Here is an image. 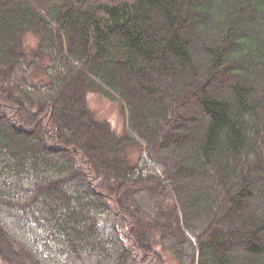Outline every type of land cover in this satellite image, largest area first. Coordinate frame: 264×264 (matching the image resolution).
I'll use <instances>...</instances> for the list:
<instances>
[{
	"label": "trees",
	"instance_id": "trees-1",
	"mask_svg": "<svg viewBox=\"0 0 264 264\" xmlns=\"http://www.w3.org/2000/svg\"><path fill=\"white\" fill-rule=\"evenodd\" d=\"M0 264H264V0H0Z\"/></svg>",
	"mask_w": 264,
	"mask_h": 264
},
{
	"label": "rangeland",
	"instance_id": "rangeland-1",
	"mask_svg": "<svg viewBox=\"0 0 264 264\" xmlns=\"http://www.w3.org/2000/svg\"><path fill=\"white\" fill-rule=\"evenodd\" d=\"M31 39L32 38H29L28 40L30 41ZM221 82L222 79H220V81L219 79L215 80V83H217V85L219 83L221 84ZM87 106L90 112L96 117V119L106 121V123L113 131L118 134L121 133L124 126V120L121 117L119 107L116 103L108 101L107 99L101 97L99 94L89 93L87 94ZM190 109L193 110L196 109V107H185L184 110H179V113H182L184 111H191ZM130 152V155L133 158H136L137 152L132 149L130 150ZM251 188L254 189L255 186H252ZM16 214H19V212H16ZM30 227H32V225ZM236 240H238L237 237ZM165 257H167V254H165Z\"/></svg>",
	"mask_w": 264,
	"mask_h": 264
}]
</instances>
